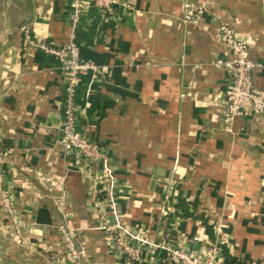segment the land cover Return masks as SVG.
I'll list each match as a JSON object with an SVG mask.
<instances>
[{
	"label": "crops",
	"instance_id": "0c3cea01",
	"mask_svg": "<svg viewBox=\"0 0 264 264\" xmlns=\"http://www.w3.org/2000/svg\"><path fill=\"white\" fill-rule=\"evenodd\" d=\"M83 1L75 40L102 68L77 83L75 127L106 152L121 220L147 238L180 237L190 252L204 250L205 220L232 264H264V115L223 126L227 75L214 63L229 56L218 38L224 21L246 40L257 63L254 88L264 96V0H192L205 7L199 24L181 19L182 0H126L110 14ZM70 6L0 0V146H13L3 184L24 223L15 241L0 209V264H52L60 225L76 228L82 264H120L86 204L94 178L81 171L84 156L58 141L59 61L23 39L27 30L64 42ZM41 206L47 223L35 220ZM216 264H224L221 252Z\"/></svg>",
	"mask_w": 264,
	"mask_h": 264
},
{
	"label": "built area",
	"instance_id": "2783aa9c",
	"mask_svg": "<svg viewBox=\"0 0 264 264\" xmlns=\"http://www.w3.org/2000/svg\"><path fill=\"white\" fill-rule=\"evenodd\" d=\"M89 3L108 14L113 13L119 5L129 6L126 0H89ZM86 5L83 0H71L67 14L69 19L67 39L61 44L51 45L45 40L35 39L27 30H24L23 39L28 45L54 55L59 61L63 102L61 117L57 124L58 141L64 148L82 154L87 166L81 168V171L83 174L93 175L94 179L87 190L85 200L94 211L96 219L94 226L102 231L110 245L117 251L120 264H216L220 254L216 230H214V238L205 240L204 250L190 252L180 237L174 240L166 237L147 238L134 232L121 220L115 193L116 178L106 152L84 131L75 127L77 83L82 74L90 72V76L93 77L102 68L90 58L80 55L75 40V27ZM204 10L203 4L182 0L180 17L185 22L199 24ZM218 38L229 50V56L214 60L216 65L225 69L227 75L223 90L224 104L221 119L223 126L229 128L236 116L247 113L264 115V96L254 88L252 73L257 63L248 54L246 40L238 37L231 26L224 21L218 24ZM12 152L13 146H0V209L4 213L9 234L15 241H21L24 223L13 209L11 191L3 184L4 165L9 161ZM170 183L169 176L163 193V202L160 205L162 215L169 210L167 199ZM59 233V247L54 252L52 264H82L85 247L79 241L76 228L60 225Z\"/></svg>",
	"mask_w": 264,
	"mask_h": 264
},
{
	"label": "trees",
	"instance_id": "16d2710c",
	"mask_svg": "<svg viewBox=\"0 0 264 264\" xmlns=\"http://www.w3.org/2000/svg\"><path fill=\"white\" fill-rule=\"evenodd\" d=\"M204 226H205V231L209 236V239L214 238L213 235V226L211 223H207L205 220L203 221ZM220 247V252L223 255V263L224 264H232V256L228 253L227 249L225 246L219 243Z\"/></svg>",
	"mask_w": 264,
	"mask_h": 264
},
{
	"label": "water",
	"instance_id": "95a60500",
	"mask_svg": "<svg viewBox=\"0 0 264 264\" xmlns=\"http://www.w3.org/2000/svg\"><path fill=\"white\" fill-rule=\"evenodd\" d=\"M35 220L37 222H44V223L49 222L47 218V210L44 206H41L37 209Z\"/></svg>",
	"mask_w": 264,
	"mask_h": 264
}]
</instances>
